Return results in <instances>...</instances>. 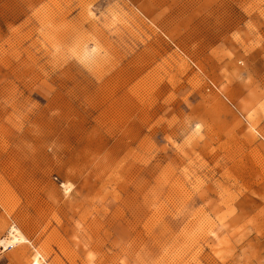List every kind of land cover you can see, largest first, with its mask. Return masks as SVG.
<instances>
[{"label":"rangeland","instance_id":"1","mask_svg":"<svg viewBox=\"0 0 264 264\" xmlns=\"http://www.w3.org/2000/svg\"><path fill=\"white\" fill-rule=\"evenodd\" d=\"M11 228L0 264H264V0H0Z\"/></svg>","mask_w":264,"mask_h":264},{"label":"bare ground","instance_id":"2","mask_svg":"<svg viewBox=\"0 0 264 264\" xmlns=\"http://www.w3.org/2000/svg\"><path fill=\"white\" fill-rule=\"evenodd\" d=\"M14 230H15L14 228L9 229L12 239L9 241L8 237H4L0 240L1 244L4 243L5 241H7L9 245L21 241V237L19 235L11 234V232H13ZM33 264H36V263H33Z\"/></svg>","mask_w":264,"mask_h":264},{"label":"built area","instance_id":"3","mask_svg":"<svg viewBox=\"0 0 264 264\" xmlns=\"http://www.w3.org/2000/svg\"><path fill=\"white\" fill-rule=\"evenodd\" d=\"M11 248H13V245H8V244H6L5 246L0 245V251H6V250H9Z\"/></svg>","mask_w":264,"mask_h":264}]
</instances>
